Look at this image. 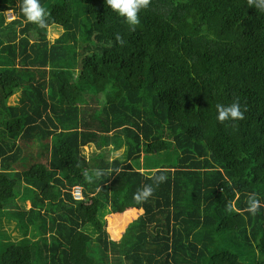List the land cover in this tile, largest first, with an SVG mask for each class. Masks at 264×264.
Masks as SVG:
<instances>
[{"label":"trees","instance_id":"1","mask_svg":"<svg viewBox=\"0 0 264 264\" xmlns=\"http://www.w3.org/2000/svg\"><path fill=\"white\" fill-rule=\"evenodd\" d=\"M21 2L0 0V264H264V11L149 0L133 27L104 0H39L41 28ZM233 101L243 118L217 121ZM133 209L118 244L105 217Z\"/></svg>","mask_w":264,"mask_h":264},{"label":"clouds","instance_id":"2","mask_svg":"<svg viewBox=\"0 0 264 264\" xmlns=\"http://www.w3.org/2000/svg\"><path fill=\"white\" fill-rule=\"evenodd\" d=\"M149 0H104L112 10H114L119 16L124 17L127 24L135 26L139 23L137 13L140 9L148 5ZM250 4H254L255 7L261 11H264V0H249ZM11 10H9L10 12ZM20 11L23 14L25 20L30 23L37 24L39 27L44 28L46 26L45 17L47 13L44 8L41 7L39 0H22L20 5ZM9 19H14L13 16H9ZM118 43H123L119 35L116 36ZM216 120L219 122L239 120L243 118V111L238 101H233L230 104H216ZM105 172L94 169L91 176L100 179ZM166 179L165 175H154V183H162ZM153 194V187L151 185H145L143 188L137 189L133 193V199L136 202H142L147 200ZM260 206V201L256 198L255 193L249 194L247 198V211L250 214H256Z\"/></svg>","mask_w":264,"mask_h":264},{"label":"rangeland","instance_id":"3","mask_svg":"<svg viewBox=\"0 0 264 264\" xmlns=\"http://www.w3.org/2000/svg\"><path fill=\"white\" fill-rule=\"evenodd\" d=\"M10 15L13 16V17H15L14 16V13L8 12L6 14V17H7L8 22H11V21L14 20V19H9V16ZM60 33H61V31L60 32H57V30L56 31L55 30H51V31H49V37L48 38L51 39V41L52 40H55V39L58 38V36H59ZM149 146L151 148L152 147V144H150ZM86 149L89 150L90 148H86ZM86 149H85V153L87 152ZM27 151H28V153H34L35 152L32 149L25 150V152H27ZM123 151H124V149H121L120 151H117L114 156H117V157L119 156L120 157L123 154ZM138 161H139V163H138V167L137 168L139 170H141L144 173H147V172L151 171V170L146 169V167H147V157H144V155H142V156H140V158H139ZM42 183L43 184H48L49 183V180L48 179H45ZM30 206H31L30 205V202L29 201L26 202V209H29ZM133 210L135 211V213L133 215H130V218H127L125 220V222L123 221L122 224L120 223L121 226H119V227L117 226V224H112L113 221H114L113 218L116 217L117 215H115V216L114 215H108V216L105 217L107 232L109 233L108 235L110 236V239L111 240L115 241L118 244H120L122 242L121 239L124 237V235L126 233L127 227L133 221L137 220L141 216V214H142V211H137L135 209H133ZM124 215L123 216H118V217H124ZM5 230L8 233H11V231H12V229L9 226H5ZM12 235L14 236L15 234L13 233ZM1 245H2V240L0 239V249H1Z\"/></svg>","mask_w":264,"mask_h":264},{"label":"built area","instance_id":"4","mask_svg":"<svg viewBox=\"0 0 264 264\" xmlns=\"http://www.w3.org/2000/svg\"><path fill=\"white\" fill-rule=\"evenodd\" d=\"M74 196L76 199H81V191L79 188H76Z\"/></svg>","mask_w":264,"mask_h":264}]
</instances>
